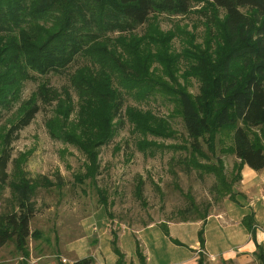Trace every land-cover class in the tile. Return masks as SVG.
Segmentation results:
<instances>
[{"label":"trees","instance_id":"1","mask_svg":"<svg viewBox=\"0 0 264 264\" xmlns=\"http://www.w3.org/2000/svg\"><path fill=\"white\" fill-rule=\"evenodd\" d=\"M194 1L223 12L216 28L222 41L211 53L185 47L180 55L170 54L171 33L152 30L139 39L123 37L154 15L187 14ZM180 57L187 63L180 76L196 80V95L177 81L179 70L173 66ZM152 62L160 68L150 70ZM48 75L66 78L68 89L56 90L40 80ZM26 82H37L36 90L0 135V189L8 185L14 203L10 211L0 214V249L12 242L24 259L21 264H27L29 222L35 212L32 199L45 182L27 179L24 173L10 182L7 167L12 144L33 121L39 104L52 108L45 121L49 137L74 147L85 158L84 173L75 178L81 183L94 181L98 175L99 149L111 141L118 127L130 126L138 136L136 149L143 154L148 151L149 156L160 145L147 141L148 137L175 136L167 119L126 102L129 97L141 101L159 93L170 97L171 112L179 116L185 133L181 147H170L184 153L176 163L186 174L196 170L199 178H213L208 203L199 205L186 194L187 206L177 212L181 223H200L195 262L205 264L203 228L211 206L224 199L236 202L239 194L233 186L240 181L244 165L255 172L264 168V0H0V122L3 113L20 102ZM216 137L222 145L218 151L237 161L231 178L215 153ZM224 138L229 141L227 147ZM142 185L137 179L138 200ZM99 201L106 204L102 195ZM241 223L252 237V215ZM163 234L175 246H182L169 238L166 228ZM112 246L119 257L114 242ZM255 258L264 264L258 245ZM73 264H91V260Z\"/></svg>","mask_w":264,"mask_h":264},{"label":"rangeland","instance_id":"2","mask_svg":"<svg viewBox=\"0 0 264 264\" xmlns=\"http://www.w3.org/2000/svg\"><path fill=\"white\" fill-rule=\"evenodd\" d=\"M222 19L221 10L211 8L205 2L194 1L187 14L154 15L132 35L123 37L128 40L139 39L152 30L162 35L171 33L173 38L168 43V53L180 55L185 47L192 51L199 49L211 53L216 44L222 41L216 29ZM186 65L183 57H180L173 66L179 70L178 77ZM154 68H160L156 62L150 65V70ZM183 78L180 76L178 83L188 93L196 95V80ZM40 80H45L56 90L68 89L67 79L61 76L48 75ZM37 84L24 83L20 102L3 113L0 135L17 117V109L36 90ZM71 96L75 102L73 93ZM169 98L154 93L141 101L129 97L126 102L128 106L149 110L157 117L167 119L176 132L173 138L148 137L147 141L160 145L149 156L148 151L143 154L136 149L138 136L132 133L130 126L126 124L118 127L111 141L99 149L98 175L94 181L85 180L81 183L75 178L84 173L85 158L74 147L49 137L45 121L52 115V108L39 104V112L33 121L19 132L18 139L12 144L11 162L7 167L10 182L21 173L27 179L45 182L35 190L32 199L35 212L29 222L31 237L27 244V264H62L61 260H65V264H73L82 259L91 260V264H145L143 247L156 248L160 244V235L164 236L165 228L169 236L170 225L180 222L178 210L187 206L186 194L192 196L199 205L209 202L213 178L206 175L199 178L196 170L186 174L180 163H176L178 158L184 156L183 151L170 148L181 147L185 133L179 116L171 112L173 104ZM261 137L264 145V135ZM228 144V139L224 138V145L227 147ZM221 147L217 142L215 153L224 163L226 176L231 178L232 167L237 161L231 154L220 153L218 150ZM203 151L207 152L204 145ZM137 179L143 183L141 200L135 195ZM237 184L233 186L234 192ZM100 194L105 199L104 206L99 201ZM12 196L8 185L0 189V214L13 208ZM219 203L213 204L209 212ZM148 227H152V230L143 231ZM122 232H126L129 244L122 241L120 246L118 235ZM191 234V228L187 227L185 231L172 235L179 240H189ZM112 242L120 253L119 257L113 253ZM161 242L164 248L166 241ZM129 247H134L133 254L129 252ZM185 255L184 251L177 250L175 254L166 247L161 255L151 254L150 264H178L180 262L177 259ZM23 260L12 242L0 249V264H21ZM207 262L204 260L205 264H210ZM216 264H220V259Z\"/></svg>","mask_w":264,"mask_h":264},{"label":"crops","instance_id":"3","mask_svg":"<svg viewBox=\"0 0 264 264\" xmlns=\"http://www.w3.org/2000/svg\"><path fill=\"white\" fill-rule=\"evenodd\" d=\"M236 202L229 200L221 201L213 211L209 213L204 228V250L205 260L210 264H216L220 259V264H257L255 258L256 245L260 246L264 253V168L258 172L243 166L240 171V181L236 186ZM235 192V193H236ZM252 215L254 235L248 233L242 226V219L247 215ZM190 227L192 234L189 240H179L172 234L183 232ZM200 223H175L169 227V238L179 241L182 246L173 245L168 238L161 233L160 244L156 248L143 247L145 264H150L152 256L161 255L166 247L172 249L176 254L177 250L184 251L185 256L178 258V264H196V253L199 251L197 232ZM152 230V227L144 229ZM166 245L163 248V242ZM168 240V241H167ZM120 246L121 242L128 243L126 232L118 235ZM129 252L134 253V247H129ZM128 254L127 252H125ZM132 253V254H133ZM112 257L113 255L110 254ZM129 255V254H128ZM131 256V255H130ZM207 262V263H209Z\"/></svg>","mask_w":264,"mask_h":264},{"label":"built area","instance_id":"4","mask_svg":"<svg viewBox=\"0 0 264 264\" xmlns=\"http://www.w3.org/2000/svg\"><path fill=\"white\" fill-rule=\"evenodd\" d=\"M60 262H61L62 264H65V263H66V261H65V260H61Z\"/></svg>","mask_w":264,"mask_h":264}]
</instances>
